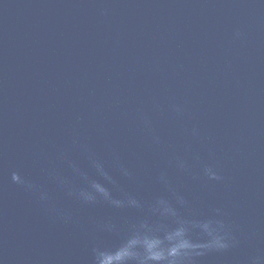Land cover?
I'll use <instances>...</instances> for the list:
<instances>
[{"label":"water","instance_id":"95a60500","mask_svg":"<svg viewBox=\"0 0 264 264\" xmlns=\"http://www.w3.org/2000/svg\"><path fill=\"white\" fill-rule=\"evenodd\" d=\"M0 264H264V0H0Z\"/></svg>","mask_w":264,"mask_h":264}]
</instances>
